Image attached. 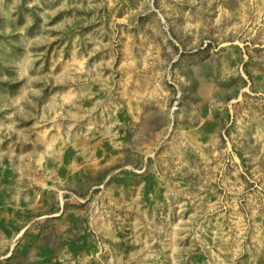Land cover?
<instances>
[{"label":"rangeland","instance_id":"rangeland-1","mask_svg":"<svg viewBox=\"0 0 264 264\" xmlns=\"http://www.w3.org/2000/svg\"><path fill=\"white\" fill-rule=\"evenodd\" d=\"M0 264H264V0H0Z\"/></svg>","mask_w":264,"mask_h":264}]
</instances>
